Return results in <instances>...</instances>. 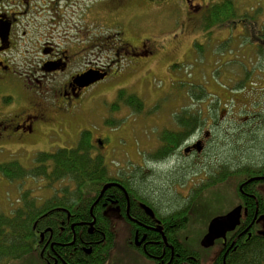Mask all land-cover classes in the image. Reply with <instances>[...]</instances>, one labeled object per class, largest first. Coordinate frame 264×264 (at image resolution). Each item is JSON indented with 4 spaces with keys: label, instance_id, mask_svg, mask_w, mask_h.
I'll list each match as a JSON object with an SVG mask.
<instances>
[{
    "label": "flooded vegetation",
    "instance_id": "flooded-vegetation-1",
    "mask_svg": "<svg viewBox=\"0 0 264 264\" xmlns=\"http://www.w3.org/2000/svg\"><path fill=\"white\" fill-rule=\"evenodd\" d=\"M183 1L190 15L181 24L176 22L177 31L181 33L188 28L190 35L200 31L205 40H210L220 23L210 25L208 7L194 15L190 12L195 0ZM153 2L0 0V152L36 150V137L59 136L64 132L62 118L75 114L90 89L122 72L146 71L151 61L148 57L172 52L182 35L162 27L150 29L144 23L147 7ZM171 15L179 18L180 13ZM238 26L239 36L247 31L259 46L264 43L260 39L261 29L255 23L248 28ZM88 72L105 75L89 85L76 82L79 75ZM257 111H251L255 113L254 124L260 122V118L254 119ZM188 116L196 123L180 127L176 117L175 127L163 126L161 130L170 131V139L158 140L157 135V144L148 153L150 158L133 167L104 160L108 139L97 138L95 144L89 141L91 157L103 158L100 163L107 178L86 180L84 190V184L79 188V196L65 195L69 207L55 204L38 214L32 226L34 240L30 242L29 254H35L42 264H93L94 259L105 254L104 250L109 255L115 242V228H121L127 230L126 243L154 264H195L196 258L192 256L179 259L175 255V244L188 245L187 236L184 240L179 238L178 231L203 227L205 234L213 217L224 215L236 206H240L237 223L225 232L224 238L205 248L214 249L205 264L210 263L217 251L218 255L222 251V264L229 250L263 238L264 163L252 172L236 173L241 178L235 187L233 204L223 211H211L217 206L220 195L217 189L227 182L226 178L217 180L225 173V163L216 161L209 150L214 132L221 131L222 120L211 109L203 114L201 127V116L200 119L194 114ZM179 131L183 132L181 139L177 138ZM182 160L205 163L203 169H206L185 193L177 190L174 170ZM211 160H215L213 165ZM3 163L8 161L0 162ZM162 165L168 167L166 173L170 176L163 183L167 186L166 198L155 187L141 184L148 177L145 175L153 174ZM0 176L12 181L18 179L9 178L1 170ZM72 184L71 192H74L76 186ZM104 185L107 187L102 191ZM107 259L108 256L104 264Z\"/></svg>",
    "mask_w": 264,
    "mask_h": 264
},
{
    "label": "rangeland",
    "instance_id": "rangeland-1",
    "mask_svg": "<svg viewBox=\"0 0 264 264\" xmlns=\"http://www.w3.org/2000/svg\"><path fill=\"white\" fill-rule=\"evenodd\" d=\"M218 1L220 0H195L190 13L199 15L203 9H209L212 2ZM231 2L236 13L226 22H221L218 29H214L210 40H205L200 31L192 35L188 28L181 33L177 31L176 22L181 24L185 16L190 15L186 13L183 0H155L147 7L144 23L150 29L162 27L174 31L178 36L181 34L182 37L175 43V49L165 56L148 57L147 60L151 61L147 63L146 71L122 72L112 80L100 82L86 93L75 114L62 118L64 132L61 135L36 137L37 149L34 151L13 154L0 152V162L14 160L24 168H33L42 164L35 160L38 152L74 147L80 132L89 130L88 142L91 141L92 144H95L94 140L97 138L108 139L103 150L105 161L133 167L150 158L148 153L157 144V135L158 140L170 139V134L161 130L163 126L175 127L176 117L179 121L180 117L199 112L201 127L203 114L206 109H211L222 122L221 131L214 132L215 138L209 150L215 155L216 161L225 163V171L231 172L244 167L254 169L263 164L264 43L259 46L258 41L247 31L239 36L241 31L238 25L248 28L251 23H255L261 29L260 39L264 40V0ZM167 9L179 12V18L171 15L174 12L168 13ZM150 37L157 38L154 35ZM218 37L224 40L217 42ZM121 88L142 99V112L135 113L123 104L119 110H111L110 104L116 100ZM256 109L258 113L254 119L260 118V122L254 124L252 115L255 113L251 111ZM109 120H113L114 124H109ZM211 161L210 165H213L215 160ZM204 165L205 163L195 161L179 162L178 168L174 170L177 171V190L180 193H185L187 187L197 182L206 172ZM167 168L162 165L160 169H154L153 174H144L148 177L141 184L155 187L166 198L167 186L163 183L168 176ZM232 174L228 175L231 176L229 181L217 189L222 197L218 196L217 206L211 211H223L233 204L236 196L233 186L239 182L241 175ZM17 178L12 181L0 176V214L9 215L16 208H23L27 199L40 206L47 199L64 197L74 189L67 177L62 180L45 179L43 175ZM84 188L85 184L82 186L83 190ZM24 194H27L26 198H23ZM115 229V242L105 264H154L150 258L126 243V229ZM204 231L203 227L183 228L177 235L183 240L187 236L186 243L201 254H210L214 249H205L199 244ZM6 264L42 263L31 253L20 259H11Z\"/></svg>",
    "mask_w": 264,
    "mask_h": 264
},
{
    "label": "trees",
    "instance_id": "trees-1",
    "mask_svg": "<svg viewBox=\"0 0 264 264\" xmlns=\"http://www.w3.org/2000/svg\"><path fill=\"white\" fill-rule=\"evenodd\" d=\"M208 12L211 20L210 23L212 24L221 23L223 21L226 22L230 16L236 13L231 0L212 2ZM121 104L129 107L135 113L142 112L144 108L141 98H139L135 93L126 92L122 88L118 90L116 100L110 104V108L113 111H117L121 107ZM193 114L196 119H200L199 112ZM191 122L192 125L193 123H196V121H192V118L189 116L187 118L180 117L178 121L180 127ZM108 123L114 124L113 120H109ZM163 131L168 133L170 132L166 130ZM182 135L183 132L179 131L177 138L181 139ZM89 137L90 131L83 130L79 134L75 147L58 148L53 152L38 153L35 160L37 163L39 162L42 164H38L33 168H24L17 162H8L0 164V170L3 171L9 178L30 175L35 177L43 175L44 178L57 180L59 178L67 177L68 179H71L72 183L76 186L74 192H70L69 196H79L81 194L79 188L86 180L92 178H101L102 180H105L107 178L103 170V166L100 163L103 158L98 156L95 158L91 157L90 144L88 142ZM47 162L49 163L47 164ZM47 167L50 169L47 170ZM241 170L242 172L253 171V169L249 167H244V169H240V171H225L223 175L218 176L217 180L225 179L226 177L228 178V175L231 173H233L232 175L234 176L236 173L241 172ZM234 186L236 187V184ZM26 195L27 194H24L23 198H26ZM22 200L24 203V199ZM68 200L66 197H52L44 201L40 206H37L33 204V201H29L27 199L25 201L26 205L23 207L25 209H17L14 214H0V264H6V262L11 259H20L24 257V255L32 252V245L30 243L34 240L32 226L34 224V220L37 219V215L55 204L63 203L64 206H68L70 203ZM173 212H171V214ZM103 252H105V254L101 255V258L94 259L93 264H104L108 254L106 253L107 250H104ZM221 252L218 255L217 251L214 254V256H216L208 264L214 262V264H221ZM174 253L175 255H178L179 259H188V256L196 258L197 262L195 264H205V259L209 256V254H201L198 251L193 250L191 246H188L185 243L175 244ZM224 264H264V237L252 242L249 245L240 244L234 250H229L225 255Z\"/></svg>",
    "mask_w": 264,
    "mask_h": 264
},
{
    "label": "water",
    "instance_id": "water-1",
    "mask_svg": "<svg viewBox=\"0 0 264 264\" xmlns=\"http://www.w3.org/2000/svg\"><path fill=\"white\" fill-rule=\"evenodd\" d=\"M104 75V73H83L76 78V82H81L82 85H89L102 79ZM106 187L107 185H104L102 191ZM239 214L240 206H236L224 215L213 217L208 224L206 233L200 239V245L207 248L212 246L216 239L224 238L225 232L233 229L232 227L237 223ZM222 264H224V260Z\"/></svg>",
    "mask_w": 264,
    "mask_h": 264
}]
</instances>
